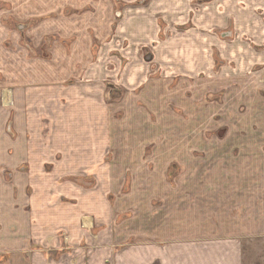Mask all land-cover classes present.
I'll list each match as a JSON object with an SVG mask.
<instances>
[{
	"label": "rangeland",
	"instance_id": "1",
	"mask_svg": "<svg viewBox=\"0 0 264 264\" xmlns=\"http://www.w3.org/2000/svg\"><path fill=\"white\" fill-rule=\"evenodd\" d=\"M47 1L0 0V107H4L6 90L13 89L15 81H29L37 110L36 127L42 132V137L33 136V140L39 139L38 149L45 150V158L36 160L38 166L0 167V226L8 224L4 213L15 207L17 227L28 226L32 231L34 255L57 259L75 250L74 241L87 246L92 240V247H99L97 243L102 240L134 242L140 224L164 217L161 212L168 207L160 193L170 185L169 176L174 179L184 175L185 130L192 123L188 112L193 105L190 77L168 76V64L160 66L153 59L154 43L135 47L150 67L147 81L135 89L112 76L107 82L99 75L88 79L82 64L74 66L72 60L60 64L63 61L57 49L64 47L70 53L73 39L61 38L57 20L64 15L87 20L90 13L94 17L112 4V34L118 27L124 0H84L80 9L71 6L72 0ZM209 2L213 0H193L191 10L196 12ZM193 24L184 21L171 26L177 34H184ZM169 26L165 21L160 23L161 39L183 36L170 35ZM205 30L226 41L236 35L230 25ZM92 34L101 33L92 29L85 35H91L92 41ZM95 41L94 46L89 43L94 60L102 58L100 50L108 46L106 51L109 56L115 55L113 60H122L123 68L129 63L130 58L121 53L128 42L120 35L99 36ZM62 67L65 70H59ZM215 79L206 76L192 82L210 83ZM35 95L46 97V105L38 100L36 103ZM80 96L92 97V119L87 113L68 115L75 106L68 103L69 98ZM224 101L223 91H217L207 93L203 103H198L204 114L209 108L213 112L209 118L193 120L196 125L202 121L214 129L207 135L209 140L223 137L224 128L241 125L242 117L248 115V104L225 105ZM218 110L221 113H215ZM224 110L233 116L240 113V118L226 119ZM6 130L14 133L10 125ZM75 138L82 142L75 148L84 152L72 151L69 139ZM175 186L183 187L179 182ZM244 254L245 264H264V238L246 244ZM8 255L0 254V264H9Z\"/></svg>",
	"mask_w": 264,
	"mask_h": 264
},
{
	"label": "crops",
	"instance_id": "2",
	"mask_svg": "<svg viewBox=\"0 0 264 264\" xmlns=\"http://www.w3.org/2000/svg\"><path fill=\"white\" fill-rule=\"evenodd\" d=\"M124 1L118 27L112 34V4L100 9L99 15L92 17L90 13L87 20L65 15L58 19L61 38H72L73 45L70 53L63 47L57 49V55L63 61L60 64L71 60L74 66L82 64L88 79L99 75L107 82L112 76L135 89L147 81L150 72L135 47L154 43L153 59L157 65L168 64V76L190 77L193 106L188 113L192 123L185 130L184 175L174 179L169 176L172 186L160 193L167 201L168 214L161 212L164 217L140 224L134 242L102 240L97 243L99 247H92V240L87 246L79 245L77 240L73 243L75 250L53 259L34 255L32 231L28 226L17 227V209L10 207L4 213L8 224L0 226V254H9V264H245L246 244L264 238V0H247L244 4L241 0H213L196 12L191 10L193 0H148L143 5L141 0ZM83 2L72 0L71 6L80 9ZM162 21L170 25V35L183 36L161 39ZM184 21L194 23V27L177 34L171 25ZM229 25L236 33L231 41L205 30ZM92 29L101 34H92L91 41V35L85 34ZM70 32L72 35H68ZM117 34L128 42L127 48H121L122 55L130 58L124 68L122 60L118 65L112 59L115 55L109 56L108 46L100 50L99 60L93 59L90 48V42L94 46L99 36L102 39ZM206 76L216 81L192 82L193 78ZM27 83L15 81L14 88L6 90L4 107H0V167H33L38 166L36 160L45 158V150L38 149L39 139L33 140V136L42 137V132L36 127L37 110L29 91L32 86ZM217 91H223L225 105L248 104L249 112L242 117L244 123L229 125L223 137L216 134V140H209L207 135L214 129L202 121L196 125L193 120L213 114L210 108L204 114L198 103H203L207 93ZM38 96L36 103L38 100L45 106L46 97ZM68 103L75 105L68 115L87 113L92 119V97H70ZM224 114L226 119L240 118V113L233 116L224 110ZM8 125L14 133L6 130ZM69 142L74 146L72 151H85L75 148L81 145V138ZM177 182L183 187L177 188Z\"/></svg>",
	"mask_w": 264,
	"mask_h": 264
}]
</instances>
